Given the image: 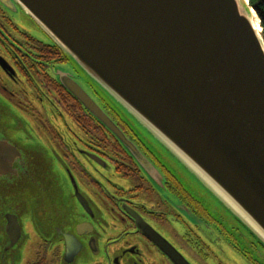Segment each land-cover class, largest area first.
<instances>
[{
  "label": "water",
  "instance_id": "obj_1",
  "mask_svg": "<svg viewBox=\"0 0 264 264\" xmlns=\"http://www.w3.org/2000/svg\"><path fill=\"white\" fill-rule=\"evenodd\" d=\"M14 2L208 216L227 232L235 228L243 247L253 241L264 255V41L247 0ZM60 81L115 128L76 83ZM24 128L0 100L3 257L19 254L22 220L45 208L36 187L39 200L33 209L28 205L31 175L33 185H42L37 172H50L53 185L44 152L15 135ZM120 134L139 165L151 171ZM149 238L174 264H189L154 232Z\"/></svg>",
  "mask_w": 264,
  "mask_h": 264
},
{
  "label": "flooded vegetation",
  "instance_id": "obj_2",
  "mask_svg": "<svg viewBox=\"0 0 264 264\" xmlns=\"http://www.w3.org/2000/svg\"><path fill=\"white\" fill-rule=\"evenodd\" d=\"M66 77L114 131L62 86ZM0 100L25 123L17 138L38 146L53 170L52 186L50 172H37L42 185L29 178V207L39 200L36 187L45 208L22 220L19 260L12 251L0 264H174L149 238L153 232L189 264H264L253 241L243 247L235 228L227 232L210 218L158 164L14 0H0Z\"/></svg>",
  "mask_w": 264,
  "mask_h": 264
},
{
  "label": "trees",
  "instance_id": "obj_3",
  "mask_svg": "<svg viewBox=\"0 0 264 264\" xmlns=\"http://www.w3.org/2000/svg\"><path fill=\"white\" fill-rule=\"evenodd\" d=\"M248 6L252 9L258 25L259 31L261 29V37L264 41V0H247Z\"/></svg>",
  "mask_w": 264,
  "mask_h": 264
},
{
  "label": "bare ground",
  "instance_id": "obj_4",
  "mask_svg": "<svg viewBox=\"0 0 264 264\" xmlns=\"http://www.w3.org/2000/svg\"><path fill=\"white\" fill-rule=\"evenodd\" d=\"M253 21H254L256 30L259 32V25H258V22H257V19H256L254 13H253Z\"/></svg>",
  "mask_w": 264,
  "mask_h": 264
},
{
  "label": "rangeland",
  "instance_id": "obj_5",
  "mask_svg": "<svg viewBox=\"0 0 264 264\" xmlns=\"http://www.w3.org/2000/svg\"><path fill=\"white\" fill-rule=\"evenodd\" d=\"M22 12V11H21ZM23 13V12H22ZM24 14V13H23ZM34 24V23H33ZM34 26L40 31V29L34 24ZM261 30V29H260ZM41 32V31H40ZM33 33H34V31H33ZM42 33V32H41ZM43 34V33H42ZM44 35V34H43ZM44 37H46L45 35H44ZM38 147V146H37ZM20 256V252H19V254H18V257ZM214 263V262H213ZM215 264V263H214Z\"/></svg>",
  "mask_w": 264,
  "mask_h": 264
}]
</instances>
